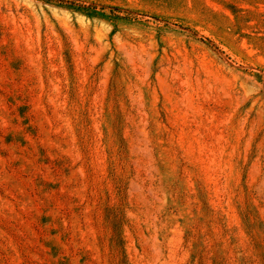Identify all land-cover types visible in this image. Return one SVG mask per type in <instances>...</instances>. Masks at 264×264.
Masks as SVG:
<instances>
[{"label": "rangeland", "instance_id": "rangeland-1", "mask_svg": "<svg viewBox=\"0 0 264 264\" xmlns=\"http://www.w3.org/2000/svg\"><path fill=\"white\" fill-rule=\"evenodd\" d=\"M0 264H264V0H0Z\"/></svg>", "mask_w": 264, "mask_h": 264}]
</instances>
